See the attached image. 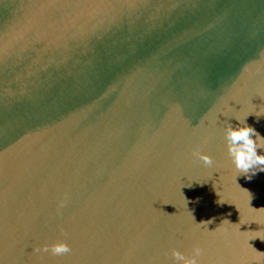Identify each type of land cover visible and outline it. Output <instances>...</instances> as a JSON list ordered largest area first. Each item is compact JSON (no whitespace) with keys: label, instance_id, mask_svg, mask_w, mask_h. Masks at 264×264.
<instances>
[{"label":"water","instance_id":"obj_1","mask_svg":"<svg viewBox=\"0 0 264 264\" xmlns=\"http://www.w3.org/2000/svg\"><path fill=\"white\" fill-rule=\"evenodd\" d=\"M246 125L264 155V0H0V264H264Z\"/></svg>","mask_w":264,"mask_h":264},{"label":"clouds","instance_id":"obj_2","mask_svg":"<svg viewBox=\"0 0 264 264\" xmlns=\"http://www.w3.org/2000/svg\"><path fill=\"white\" fill-rule=\"evenodd\" d=\"M227 135L231 143L228 146L229 156L232 159L235 167L243 172H248L252 168H257L258 171H264V155L258 154L256 151L258 145L253 137H259V134L249 126L231 127L227 128ZM206 165H211L212 160L209 156L198 154ZM256 172H253L254 175ZM246 179H251L250 176H245ZM36 251L50 253L53 256H62L71 251L69 245L63 240H58L52 244H44ZM201 250L194 248L192 255L185 257V255L175 249L172 250L171 255L178 261L179 264H199L198 257Z\"/></svg>","mask_w":264,"mask_h":264}]
</instances>
